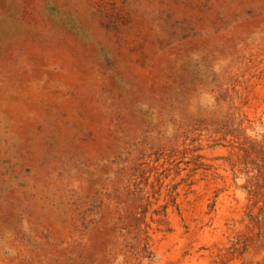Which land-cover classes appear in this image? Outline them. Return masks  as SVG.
<instances>
[{
	"label": "rangeland",
	"instance_id": "374dc122",
	"mask_svg": "<svg viewBox=\"0 0 264 264\" xmlns=\"http://www.w3.org/2000/svg\"><path fill=\"white\" fill-rule=\"evenodd\" d=\"M0 264H264V0H0Z\"/></svg>",
	"mask_w": 264,
	"mask_h": 264
}]
</instances>
